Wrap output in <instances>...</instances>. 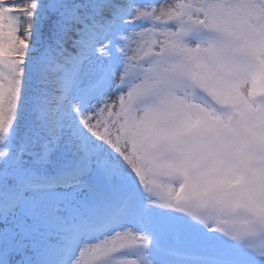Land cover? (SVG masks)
I'll use <instances>...</instances> for the list:
<instances>
[{
	"label": "rangeland",
	"instance_id": "374dc122",
	"mask_svg": "<svg viewBox=\"0 0 264 264\" xmlns=\"http://www.w3.org/2000/svg\"><path fill=\"white\" fill-rule=\"evenodd\" d=\"M191 5L201 11L207 28L216 32L214 45L186 40L184 32L174 25L162 26L157 29L160 42L157 60L141 64L139 59L152 49L151 35L146 28L142 29L129 40L127 59L134 57L133 62L122 58L111 65L106 93L93 104V113L87 120L99 149L100 155L97 152L90 155L99 180L114 171L116 177L125 178L124 182L130 178L141 182L146 189L145 206L160 228L164 216L173 213L171 203L179 190L171 175L183 173L187 179L184 200L192 212L202 211V216L192 219L188 231L194 238L202 233L207 239L213 226L209 223L212 216H217L224 227L223 217L216 212L227 209L229 203L236 202L249 212L258 206L262 217L255 216L264 224V109L254 106L255 101L264 105V3L163 0L150 14L162 21L176 16L195 21V16L189 14ZM144 6L148 11L150 5ZM168 52L178 57L179 62L166 60L163 54ZM255 68L263 71V80L258 83H254L251 75ZM185 78L205 92H213L225 104L217 119L206 107L192 101L186 88H180ZM199 93L195 90L191 95L199 99ZM250 94H253L251 101ZM144 96L146 103L139 104ZM226 110L233 113L225 116L233 118L231 127L223 125ZM91 111L85 107L81 115L90 116ZM243 136H249L250 143H242ZM79 148L86 151V141ZM95 157L101 160L97 162ZM169 158L175 159L171 165L167 162ZM103 159L113 168L104 164ZM66 169H72V164ZM94 181L92 176L87 177V182ZM66 201V205L56 201L53 210L65 214L71 204L69 199ZM202 217L207 219L196 222ZM75 228L67 225L49 231L46 226L37 228L31 218L19 212L0 214V230L7 233L9 244L19 249L22 256H29H24L20 264H37L39 255L56 254L59 234ZM220 233L221 229L216 232ZM4 259L11 264L19 262L18 255L10 249ZM71 264L147 262L139 239L123 224L102 236L82 238Z\"/></svg>",
	"mask_w": 264,
	"mask_h": 264
},
{
	"label": "trees",
	"instance_id": "16d2710c",
	"mask_svg": "<svg viewBox=\"0 0 264 264\" xmlns=\"http://www.w3.org/2000/svg\"><path fill=\"white\" fill-rule=\"evenodd\" d=\"M8 1L16 2L13 6L20 10L21 19L11 18L8 15L11 5H4L0 0V20L7 18L3 27L0 23V57H6L12 64V68L0 77V138L6 139L5 132L10 134L16 124L22 125L30 119L32 124L35 123L38 127L54 130L58 150L75 148L78 143L77 133L85 136L93 150L96 142L92 139L93 134L87 125L69 121L68 113L78 101L74 88L64 84V72L49 58L51 53L45 57L41 54L46 50L48 52L50 46L54 48L52 54H55L57 46L64 45L65 35L69 38L67 47L70 45L77 54L86 51L78 42L84 40L83 33L86 28L82 21L86 16L82 11H88V0ZM95 44L96 41H93L88 46L94 48ZM77 63L81 75L88 76V71L95 72L97 69L92 58L85 57ZM50 98L57 102L56 112H47L48 110L39 104L40 100L46 102ZM57 121H62L61 125ZM12 153L13 151L5 146L0 148L2 178L7 177L10 172L8 159ZM18 160L21 165L22 158ZM25 161L27 162H23V165L33 167L31 161ZM43 164H47V161ZM39 198H42L44 207L48 208L47 199L43 196Z\"/></svg>",
	"mask_w": 264,
	"mask_h": 264
}]
</instances>
